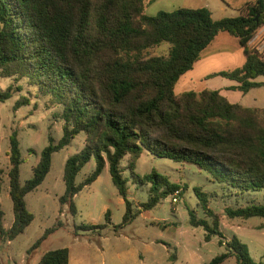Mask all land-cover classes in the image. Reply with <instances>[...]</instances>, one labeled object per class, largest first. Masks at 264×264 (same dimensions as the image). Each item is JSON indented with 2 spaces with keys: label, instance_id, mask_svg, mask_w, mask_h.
<instances>
[{
  "label": "trees",
  "instance_id": "trees-1",
  "mask_svg": "<svg viewBox=\"0 0 264 264\" xmlns=\"http://www.w3.org/2000/svg\"><path fill=\"white\" fill-rule=\"evenodd\" d=\"M145 5L146 0H0V77L23 80L48 97L50 106L61 107L54 116L63 122L61 140L43 149L33 176L24 184L20 182V142L15 131L11 134L9 194L14 221L5 229L0 207L3 242L14 240L31 224L34 216L27 209L25 196L45 180L52 155L80 133L85 134V146L67 159L65 193L59 198L73 214L75 196L95 182L106 166L126 206L124 225L174 191L181 189L182 196L186 185L171 183L155 172L135 173L136 161L145 151L195 165L212 180L241 194L264 190V110L231 103L219 90L175 91L180 78L193 69L220 33L237 39L246 60L239 68L206 79L223 77L236 82L228 89L243 94L264 87V81L257 80L264 77V56L250 47L264 27V0H252L238 16L218 20L206 7H182L147 16ZM163 43L170 46L167 57L144 56L146 50ZM11 97L10 87L0 92V102ZM28 104L24 98L15 107ZM127 157L132 182L149 186V200L136 211L128 199L130 179L124 177L121 167ZM91 159L96 162L94 171L76 185L77 175ZM194 192L205 217L189 212L190 224L207 231L206 241L219 236V245L225 248L206 264H223L230 258L237 264H260L236 236L224 239L208 194L199 187ZM224 211L229 218L264 219V205L227 207ZM105 218L110 221L108 211ZM259 228L264 229V223ZM69 263L67 248L48 251L38 262Z\"/></svg>",
  "mask_w": 264,
  "mask_h": 264
},
{
  "label": "rangeland",
  "instance_id": "rangeland-1",
  "mask_svg": "<svg viewBox=\"0 0 264 264\" xmlns=\"http://www.w3.org/2000/svg\"><path fill=\"white\" fill-rule=\"evenodd\" d=\"M246 0H146L144 13L155 16L161 11L171 12L178 8H208L215 20L239 15ZM169 44L150 48L145 57L168 56ZM251 49L260 48L264 56V27L258 30L250 43ZM245 56L237 39L228 33H220L201 56L193 69L183 75L176 85V93L188 90L200 92L203 89H222L231 103H239L244 94L226 91L229 84H235L223 77L206 79L209 75L230 71L245 63ZM264 81V77H260ZM18 86L22 90H18ZM11 88L12 97L0 102V207L4 212L3 226L11 227L14 221L13 203L9 194V150L10 136L15 131L20 142L22 164L20 182L24 184L33 176L40 154L49 144H57L63 136V122L54 115L60 106H50L48 97L40 95L25 81L0 77V92ZM264 88L256 89L250 96H258L264 109ZM27 98L28 105L17 108L16 103ZM85 134L80 133L70 144L52 155L51 168L43 183L25 196L26 206L34 216L31 224L17 238L3 242L0 238V264H38L48 251L67 248L69 264H206L225 252L219 245V236L212 235L206 241L207 231L190 224L189 212L204 218L205 212L199 206L194 188L199 187L208 194L209 207L220 220V230L225 240L236 236L249 248L257 263L264 264V223L260 217L248 219L229 218L225 208H239L248 204L264 205V190L245 192L220 184L211 179L205 171L195 165L175 162L165 157L143 152L136 161L138 175L158 173L171 183L186 185L178 203L172 204L171 196L160 200L151 210L142 211L131 223L124 225L126 206L123 198L111 180L108 166L98 179L81 190L74 198L76 213L68 205H61L59 198L65 193L63 181L67 159L78 154L85 146ZM129 158L121 161L124 177L130 179L128 199L133 211L140 209L149 198V186L133 183L128 169ZM96 162L91 159L82 168L75 184L83 183L94 171ZM110 213V221L105 218ZM81 225H102V229L84 230ZM34 249L35 243L51 230ZM223 264H237L235 258Z\"/></svg>",
  "mask_w": 264,
  "mask_h": 264
},
{
  "label": "crops",
  "instance_id": "crops-1",
  "mask_svg": "<svg viewBox=\"0 0 264 264\" xmlns=\"http://www.w3.org/2000/svg\"><path fill=\"white\" fill-rule=\"evenodd\" d=\"M252 0H246L244 3H243V6L241 7V9L244 7V5H246L247 3H250ZM213 43V42H212ZM211 46V45H210ZM241 48V47H240ZM242 50V48H241ZM243 52V51H242ZM258 81H262L260 80L259 78L257 79ZM233 82V81H232ZM235 84H229L227 87H225L224 89L226 91H231L229 90L228 88L230 86H233V85H237L236 82H233ZM261 88H264V87H260V88H255V89H252L250 90L248 93L244 94V98L242 99L241 102H239L238 104L242 105V106H245V107H250V108H260V109H263L261 106H260V102L256 101L259 100L258 96H250L251 92H253L254 90L256 89H261ZM221 94L224 96L223 94V90L222 89H218ZM260 94L264 95V92H261ZM227 98V96H225ZM228 99V98H227ZM229 100V99H228ZM230 101V100H229ZM231 102V101H230ZM264 110V109H263Z\"/></svg>",
  "mask_w": 264,
  "mask_h": 264
},
{
  "label": "built area",
  "instance_id": "built-area-1",
  "mask_svg": "<svg viewBox=\"0 0 264 264\" xmlns=\"http://www.w3.org/2000/svg\"><path fill=\"white\" fill-rule=\"evenodd\" d=\"M258 50L260 51V48H258ZM181 189H178L176 191H174V193L171 195V202L173 204H176L179 202L180 198H181Z\"/></svg>",
  "mask_w": 264,
  "mask_h": 264
}]
</instances>
